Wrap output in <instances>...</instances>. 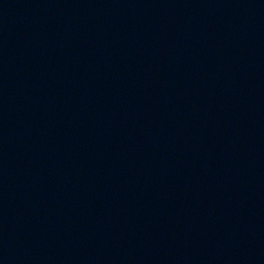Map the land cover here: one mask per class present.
Wrapping results in <instances>:
<instances>
[{"label":"water","instance_id":"1","mask_svg":"<svg viewBox=\"0 0 264 264\" xmlns=\"http://www.w3.org/2000/svg\"><path fill=\"white\" fill-rule=\"evenodd\" d=\"M199 0H0V264H22L122 94Z\"/></svg>","mask_w":264,"mask_h":264}]
</instances>
